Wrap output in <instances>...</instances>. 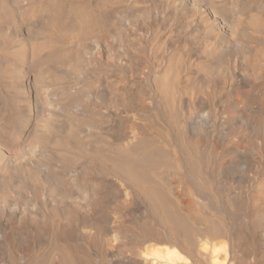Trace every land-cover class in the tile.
I'll return each mask as SVG.
<instances>
[{
    "label": "bare ground",
    "instance_id": "1",
    "mask_svg": "<svg viewBox=\"0 0 264 264\" xmlns=\"http://www.w3.org/2000/svg\"><path fill=\"white\" fill-rule=\"evenodd\" d=\"M9 1L0 3V19L11 23L17 16L31 17L41 11V1L50 13L42 27L45 38L34 40L30 52L20 50L16 58L22 61L30 54L38 66L67 65L81 73L92 48L94 60L105 57L113 62L124 55L133 76L124 84L79 90V106L90 99L88 95L93 96L94 104L89 114L73 110L77 117L86 116L74 124L69 122L68 138L59 141L67 172H74V165L91 158L84 167L94 188L75 190L73 183L49 174L54 185L46 189L32 173L36 162L30 166L20 155L18 171L33 180L37 195H44L46 203L48 198L66 201L87 197L88 203L81 208L93 219L95 207L107 200L101 190L103 179L110 175L107 184L115 187L118 197L134 204L145 220L138 226L139 242L166 245L163 253L170 261L224 264L212 257L216 249H222L228 253L226 264H247V255L236 258L232 240H240L246 250L241 253H247L250 238L254 242L252 236L264 252V0H148L139 15L140 27L150 18L163 19L175 29L185 48H173L163 58H152L145 43L132 50L133 60L121 41L103 47L109 45L105 44L108 30L117 31L119 8L131 0ZM23 2L25 5L20 4ZM65 41L75 43V52L61 47ZM8 42L4 37L0 44ZM192 45L194 49H190ZM99 86L104 88L98 94L90 91ZM247 87L262 92V99L252 93L237 95L239 88ZM206 106L208 111L201 120ZM117 117L122 121L119 126L115 125ZM87 129L91 135H85ZM237 169L249 173L244 187L233 180ZM41 170L45 180L46 169ZM8 187L9 180L1 178L2 195ZM6 207V200L0 201V220ZM4 227L0 221V239L6 238ZM113 229L110 226L105 231L113 235ZM63 232L68 230L56 233L49 245L59 253L57 264H95L79 247L62 245ZM218 239L222 248L215 243ZM20 242L18 236L13 241H0V253L7 248L9 263L19 260ZM33 244L28 241L23 250H33ZM40 264L56 263L46 258Z\"/></svg>",
    "mask_w": 264,
    "mask_h": 264
},
{
    "label": "rangeland",
    "instance_id": "2",
    "mask_svg": "<svg viewBox=\"0 0 264 264\" xmlns=\"http://www.w3.org/2000/svg\"><path fill=\"white\" fill-rule=\"evenodd\" d=\"M8 1L0 0V3ZM20 4L25 5L24 2ZM40 4L41 11L31 17L17 16L14 23L9 22L7 18L0 19V41L4 37L9 40L8 45L0 44V179L9 180L6 194L0 193V201L6 200L7 203L0 220L5 224L3 231L6 238L1 237L0 241H13L17 236L21 241L19 243L21 249L19 260L16 263H9V253H6L7 248L5 247L0 253V264H6V262L9 264H40L46 258L57 264L59 253L52 245L50 247L49 245L52 244L53 236L62 230H68V233L63 232L64 238L61 244L79 247L81 254L88 253L95 264H140V261L142 264H188L183 260L170 261L166 258L163 253L166 245L139 242L137 237L141 234L138 226L145 220L142 219L141 214L136 212L134 204L125 202L121 197H118L115 187L108 185L110 175L103 179L101 190L102 194L107 195V200L95 207L96 211L92 219L81 208L88 203L87 197H73L66 201H55L48 198L46 203L47 198L44 195L39 196L34 192L33 180L18 171L17 163L20 160L18 157L24 155L30 161L28 165L31 166L36 162L35 167L32 165L33 172H31L44 182L46 189L47 186L54 185L51 178L73 183L72 189L75 190L79 188L93 189L91 174L84 167L87 161H91V158L87 157L84 163L74 165V172H67L64 167L65 162L61 159L64 149L60 146L59 141L68 138L69 122L74 124L77 118L86 116L84 114L77 117L75 116L77 113L73 110L82 109L83 112L89 114L94 104L93 96L88 95L90 99L82 103L84 106H79L76 102L79 90L99 84H124L133 77L124 55L121 58H116L113 62L105 57L102 60H94L92 48L86 55L88 60L86 70L81 73L67 65L38 66L33 62L30 54L22 61L16 58V54L20 50L30 49L34 40L45 38L46 34L43 33L42 27L50 13L45 7V1H41ZM147 5L148 0H131L122 5L117 12L118 16H116L119 25L115 28L117 34L108 30V39L105 44L109 45H103V47L115 46L121 41V46L129 51L127 56L130 60H133V51L138 50L145 43L149 47L152 58H163L167 55V51L173 48L183 51L185 44L177 38L175 29L167 21L154 17L149 19L147 25L140 27L139 15ZM114 19L115 17H113ZM120 21H122L121 24H119ZM199 43L200 41L196 42L194 46L197 48ZM61 47L73 52L76 49L73 41L61 43ZM195 47L192 45L190 49ZM29 52L30 50H28ZM196 56H192V59ZM95 67L98 68L97 72H94ZM193 71L192 67L189 78L193 75ZM102 88L104 87L90 88V91L98 94V90ZM251 93L258 98L262 99L263 97L262 92L256 89L251 91L250 87L239 88L237 91V95L241 94L242 96ZM207 111L208 107L206 106L202 111L201 120ZM117 119L115 118V125L119 126L122 121H120V117ZM87 130L85 135H91V130ZM39 137H42L43 140L38 141ZM31 152H33L32 155ZM41 167L47 172L45 180L40 176L43 173ZM49 174L52 176L51 178H49ZM248 177V172L237 169L233 180L236 184L244 187ZM70 201L73 202V205H70ZM72 206L76 209L72 210ZM72 215L74 218H69ZM225 221L228 222V219L226 218ZM121 223L122 225H120ZM110 226L114 228L113 235L107 234L105 231ZM72 227L75 228L69 232ZM252 238L254 242L250 238L247 253H241L246 250L240 240H232L236 258L245 254L248 259L247 264H264V256H262L264 252L259 246V241L255 236ZM220 240L215 241L219 246L220 243L222 244V242L218 243ZM28 241L36 246L33 244V250L24 249V251L23 246ZM221 246L220 248L223 247ZM220 250L217 252L216 249L212 257L216 258V263L224 262L226 264L228 253Z\"/></svg>",
    "mask_w": 264,
    "mask_h": 264
}]
</instances>
